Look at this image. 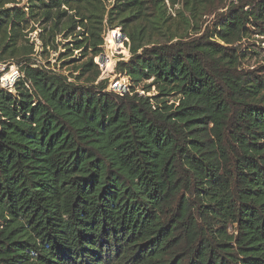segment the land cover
Here are the masks:
<instances>
[{
    "label": "trees",
    "instance_id": "1",
    "mask_svg": "<svg viewBox=\"0 0 264 264\" xmlns=\"http://www.w3.org/2000/svg\"><path fill=\"white\" fill-rule=\"evenodd\" d=\"M22 3L0 0V62L37 24L46 53L71 39L86 61L71 81L26 58L0 87V264H264V65L241 53L264 0L204 32L213 0ZM117 29L124 95L81 83Z\"/></svg>",
    "mask_w": 264,
    "mask_h": 264
},
{
    "label": "rangeland",
    "instance_id": "2",
    "mask_svg": "<svg viewBox=\"0 0 264 264\" xmlns=\"http://www.w3.org/2000/svg\"><path fill=\"white\" fill-rule=\"evenodd\" d=\"M107 5H111L115 0H104ZM237 0H213L214 4L211 9L212 13L206 14L200 26L202 27V32L206 31V29L213 28L214 23L216 21V17L218 14L226 11L223 9V6L226 4H230ZM22 5H24L27 0H22ZM37 31L31 33V27L26 31L28 33L27 39L29 43H24V47L21 49L20 54L18 55H8L0 62V87L2 88H9L13 90L14 84L18 81L20 77L18 63L26 58H31L34 62L38 65L43 66L47 69H52L54 71H59L62 74L69 77L71 81H75V78L79 75H82L84 71L81 68V65L85 60H80V53L81 51L75 50L72 55H68V58H63L64 55L68 54V51L65 49V45L72 41H64V39H60L59 42L63 44L59 46L58 51L53 49H48L46 53L45 49L43 48L38 36L40 31L38 30V24L36 26ZM120 31V29H117ZM113 31H106V33L102 36L104 40L103 54L106 55L107 59L103 62L102 55L99 57L94 58V63L98 65V69L92 70L90 73H86L83 75L81 83L83 85H91L93 83V79L96 77L97 72H99L98 79L96 80V85L102 81H107V91L112 89V85L115 83L121 82L124 78H126V82L128 85L129 78L126 77L124 73H117L116 68L119 62L121 61H129L130 59V52L125 47L127 40H124L120 45V42H116V38H111ZM127 39V38H126ZM64 45V46H63ZM242 55L245 56L243 59V67L244 68H251L255 69L260 66L264 65V40L257 36L252 35L249 40H245L242 45L241 49ZM92 57H90L91 59ZM109 59L113 62V67L111 70H106L104 68L105 63L109 61ZM74 62V63H72ZM72 63V65H68L64 67L65 64ZM106 66V65H105ZM74 67H79L78 70H75ZM81 68V69H80ZM15 79V80H14ZM90 81V82H89ZM130 81V80H129ZM7 82H9V86H7ZM121 84V83H119ZM125 84V83H124ZM142 88H138V92L140 95H144V92L141 90ZM151 97L157 95V92L154 90L152 93L148 94ZM178 96L174 94L169 99L168 105H171L175 102ZM157 102H161V100H154V104Z\"/></svg>",
    "mask_w": 264,
    "mask_h": 264
},
{
    "label": "built area",
    "instance_id": "3",
    "mask_svg": "<svg viewBox=\"0 0 264 264\" xmlns=\"http://www.w3.org/2000/svg\"><path fill=\"white\" fill-rule=\"evenodd\" d=\"M129 86H130V81L129 80H128V85H127V83H125V84L115 83V84L112 85V89H110L109 92H114V93H117V94H120V95H124V94L129 92V90H130Z\"/></svg>",
    "mask_w": 264,
    "mask_h": 264
},
{
    "label": "water",
    "instance_id": "4",
    "mask_svg": "<svg viewBox=\"0 0 264 264\" xmlns=\"http://www.w3.org/2000/svg\"><path fill=\"white\" fill-rule=\"evenodd\" d=\"M114 38H116V40L118 42H120L121 44L124 40H126V37L122 34L121 30L116 35H114ZM127 41H128V39H127ZM106 59H107V56L102 55V61L104 62ZM7 86H9V82H7Z\"/></svg>",
    "mask_w": 264,
    "mask_h": 264
}]
</instances>
